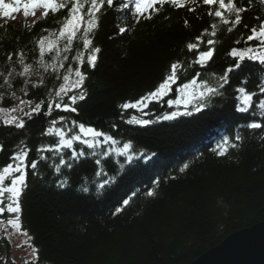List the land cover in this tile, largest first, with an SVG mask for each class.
<instances>
[{"label":"trees","instance_id":"1","mask_svg":"<svg viewBox=\"0 0 264 264\" xmlns=\"http://www.w3.org/2000/svg\"><path fill=\"white\" fill-rule=\"evenodd\" d=\"M84 2L86 12L87 0ZM122 3L131 7V0H116L111 9L105 4L98 28L90 34L88 50L75 39L71 50L64 52L66 42L59 41L64 67L57 66L55 72L51 67L44 71L37 63L38 40L53 31L58 36L68 8L33 23L28 17L13 22L21 10L13 19L0 16V72L6 75L9 65L20 69L18 51L36 69L27 84L24 77H15L11 89L0 87V108H11L21 100L41 105L38 112L22 118L23 129L0 123V171L14 163L11 157L15 153L28 152L20 224L38 253V264H189L229 234L264 221V127H245L253 121L264 124V115L256 108V100L264 99L257 87L264 86V71L259 70L258 62L245 60L240 68L227 72L235 64L230 55L233 48L258 46L255 41H245L251 28L264 21V3L239 0L238 6L245 9L239 25H223L208 15L209 8L215 11L218 5L207 6L202 0L181 9L157 5L159 12L139 23L129 9L120 8ZM188 7L196 11H188ZM229 18L234 19V14ZM213 23L218 25L215 37L211 35ZM121 26L127 28L124 34L119 33ZM228 27L233 30L229 32ZM205 29L209 31L204 33ZM202 33L203 39L197 40ZM208 39L215 44L208 45ZM190 43L199 47L189 50ZM92 47L101 49L94 68L87 64ZM209 48L214 49L213 58L202 66L197 63L199 53ZM9 54L12 61L7 60ZM54 55L46 52L45 63H55ZM81 55L83 64L77 59ZM176 62L183 67L174 89L195 77L215 83L227 74L222 95L201 112L168 121L157 117L174 110L166 101L175 98V92L150 103L144 109L146 114L120 107L154 90ZM75 67L86 79L82 88L63 95L61 101L55 93L67 70ZM241 86L257 93L247 113L236 108ZM81 94L84 99L72 105L77 111L55 107L57 102L70 103L69 96ZM132 116L152 123L130 124ZM52 121L69 138L83 123L117 143L101 137L92 149L76 142L72 149L60 148L58 137L47 132ZM237 135L242 139L236 140ZM224 139L228 140L227 153L218 156L217 146ZM124 143L132 145L127 153L133 157L131 161L119 154ZM34 160L38 162L35 170L30 167ZM185 164L188 167L181 172ZM105 178L109 183L101 187ZM61 181L67 184L62 187ZM148 191L154 195L148 196ZM8 253V243L0 240V255Z\"/></svg>","mask_w":264,"mask_h":264},{"label":"snow or ice","instance_id":"2","mask_svg":"<svg viewBox=\"0 0 264 264\" xmlns=\"http://www.w3.org/2000/svg\"><path fill=\"white\" fill-rule=\"evenodd\" d=\"M196 0H131V7L128 3L120 4V8H127L131 12L134 20L139 23L141 19L150 20L153 18L154 13L159 12L157 5L163 7L165 4L170 5L173 8L181 9L185 8L189 4H194ZM264 3V0H261ZM116 0H87V11L85 12L86 4L84 0H14V2H9V0H0V9H2V16L5 19H13L14 14L18 13L20 10L23 11V15L27 18L29 15L35 17L37 11H41L44 17H47L50 13L56 14L58 11L68 8L67 15L63 18L64 23L58 30V36L53 31L49 36H42L38 40L39 45V59L37 63L44 71H47L49 67L52 68L55 72L57 66L63 68L64 64L61 62V48L59 47V41L61 39L65 40V46L63 48L64 52L71 50V45L75 39H80L83 44V48L88 50L90 45H92V40L90 39V34L93 33L95 29L98 28L100 15L102 14V9H104L105 4L109 9L113 8ZM202 3L207 6L218 5L215 11L209 8L207 12L208 15H214L218 18L223 25H239L242 21L241 13L245 11L242 6L239 5V0H202ZM71 4L69 8L68 5ZM188 11L195 12V7H188ZM234 14V19H230V15ZM185 26L188 25V21H184ZM4 27H7L6 25ZM247 27V26H246ZM212 29L211 35L215 37L217 35L218 25L213 23L210 25ZM229 32L233 30L232 27H228ZM44 31H48L45 29ZM127 31L126 27H119V33L124 34ZM209 30L205 29L204 33H207ZM77 33H80V36L77 37ZM204 33L201 36L197 37V40H202ZM55 36V38H52ZM247 41H255L258 43L257 47H246L241 50L233 48L230 52V55L235 59V64L233 67L227 69V72H232L237 68H240L241 63L245 60L258 62L262 68H264V21H262L258 27L253 26L251 28V34L247 36ZM208 45H214L215 41L213 39H208ZM240 43V41H236ZM189 50L198 48V44H188ZM101 51L99 47H92L87 55V64L89 67L94 68L97 61V54ZM53 53L55 55L51 58L55 63H45L44 57L45 53ZM214 49L209 48L206 51L199 53L197 63L202 66H206L208 61L213 58ZM18 57V64L20 69L18 70L15 66L9 65V70L5 75L4 72H0V77H3V84L0 87H7L11 89L13 86V79L15 77H24L25 84H27L28 77H31L35 74L36 69L33 64L25 63V54L23 51H18L16 53ZM13 56L9 54L7 56L8 61H12ZM64 60H67L68 57L65 55ZM80 64L84 63V60L81 56H78ZM182 64L179 62L172 63L170 66L169 74L163 79L159 85L152 90L151 92L145 94L134 102H124L120 105L123 110L134 109L138 112L144 113V109L148 108L149 104L153 101L159 102L164 97L169 96L170 93L175 92V98L167 99V105L171 108L176 106L177 108H183L184 111H172L169 114H165L162 117H157L158 120L162 119L165 121L173 120L181 115L191 116L193 112H201L206 107L214 102L215 97H220L222 95L221 89H224L225 84L228 83L227 74L219 76L215 83L209 80L200 81L199 77L193 78L188 83H182L181 86L177 89H174L173 86L176 84V81L180 78L179 73ZM67 75L63 76V81L65 82L60 88L56 91L55 95L58 98H61L62 94L67 95L69 91L73 89L82 88L84 80L86 79L85 74L80 70L79 67L72 69L69 68ZM76 77L74 81L69 85L70 76L73 75ZM222 81V82H221ZM259 92L264 93V86L257 85ZM27 95L26 89H21ZM239 93L236 96L238 101L236 108L237 111L242 113L249 112L253 108L254 97L257 96L256 92L246 91V88L241 86L237 89ZM11 96L15 97V92H11ZM3 99V95L0 94V100ZM77 99L83 100L84 96L81 94L78 97L76 95L69 96L70 103L57 102L55 107L63 111L75 112L77 111L76 107L72 105L76 104ZM20 104H25L24 100L20 101ZM30 104V102H29ZM41 105L37 103L35 107L31 108V111L25 112L23 108H0V118L3 119V123L6 125H15L16 128L23 129L25 127L24 119L11 115L18 110L23 113L24 116H31L34 112L40 110ZM191 108L192 110H188ZM256 108L261 111V115H264V99L256 100ZM146 114V113H144ZM10 117V118H4ZM61 120L65 119L60 117ZM128 123H135L138 125H149L152 123L148 119H140L136 116H132ZM53 127L48 128V134H55L58 137V146L60 148L72 149L74 147V142L82 143L86 146L87 149H92L95 147L97 141L103 137L105 142L110 141L111 143H117L112 136L106 135L102 131H98L92 127H86L85 124L80 123L78 125V133L71 135L69 138L62 128L55 127L56 121H52ZM75 125V122H73ZM251 129H260L264 127V124L260 122H252L247 125ZM236 140L242 139L241 136L237 135ZM228 140L224 139L222 144H219L216 149V154L218 156H224L227 153ZM232 147H236L235 144ZM132 148L130 143H124L122 149L119 150V154L124 156L127 155L129 150ZM79 154V153H78ZM28 152L21 150L15 153L11 159L14 163H9L2 168L0 171V215L5 214H15V219H9L8 224L13 228H20V213L22 211L20 199L22 193L26 187V158ZM127 159L131 161L133 157L127 155ZM59 163H65L63 160H60ZM97 164H100L101 161L97 160ZM30 167L32 169H37L38 162L32 161ZM188 167L185 164L180 171L183 172ZM55 171L60 172V168H56ZM102 175V174H100ZM109 181L105 178V183L101 187H106ZM67 184V181H61L60 186ZM7 185V186H5ZM86 190V189H85ZM7 194V201H5V195ZM148 196H153V191H148ZM125 205L128 201L123 202ZM119 211V210H118ZM25 235L27 233L25 232ZM33 252H36V249L33 248ZM38 258V253H37Z\"/></svg>","mask_w":264,"mask_h":264},{"label":"water","instance_id":"3","mask_svg":"<svg viewBox=\"0 0 264 264\" xmlns=\"http://www.w3.org/2000/svg\"><path fill=\"white\" fill-rule=\"evenodd\" d=\"M189 264H264V221L229 234Z\"/></svg>","mask_w":264,"mask_h":264},{"label":"rangeland","instance_id":"4","mask_svg":"<svg viewBox=\"0 0 264 264\" xmlns=\"http://www.w3.org/2000/svg\"><path fill=\"white\" fill-rule=\"evenodd\" d=\"M41 13L42 12L38 11L35 17L32 16V18L29 19V22L31 23L35 18L41 17L42 15ZM19 18H21V16H18V19ZM13 22L15 23L17 21L13 20ZM75 79L76 77L74 76V74L71 75L69 80V85ZM64 83L65 82H63V84ZM63 95L64 94H62V96ZM13 107L23 108L24 111L27 112V111H31V108L35 107V104L32 102H30L29 104V101H25V104H20V101H18L11 108ZM173 107H172L174 109L173 111H178V108L176 106ZM179 109L182 110L183 108L181 107ZM11 115H16L20 118L25 117L23 113L20 112L19 110L15 113H11ZM4 118H10V117H4ZM0 123H3L2 118H0ZM96 145H98V141ZM5 201H7V194L5 195ZM15 218H16L15 214H8L7 212H5V214L3 215H0V240L2 239L6 240V242L9 245L8 255L5 257L3 255H0V259L2 261L1 264H38L36 252H33V248L28 238V235H25V232L21 229V227L13 228L11 225L8 224L9 219H15Z\"/></svg>","mask_w":264,"mask_h":264},{"label":"bare ground","instance_id":"5","mask_svg":"<svg viewBox=\"0 0 264 264\" xmlns=\"http://www.w3.org/2000/svg\"><path fill=\"white\" fill-rule=\"evenodd\" d=\"M23 19H24V17H21V18H19V19H16V21H17V22H21ZM28 21H29V18H28ZM259 68H260L259 70H261L262 72L264 71V68H262V67H260V66H259ZM262 83H263V82H260V84H262ZM260 99H261V98H260ZM253 122H254V121H253ZM249 123H252V122H248L247 124H249ZM247 124H246L245 127H248ZM233 128H235V127H233ZM241 129H242V128H241ZM250 129H251V128L248 127V130H250ZM232 133H233V132H232ZM233 135H234V133H233Z\"/></svg>","mask_w":264,"mask_h":264}]
</instances>
